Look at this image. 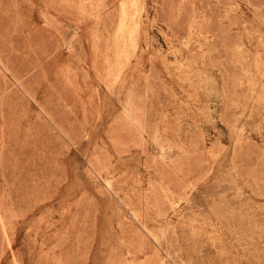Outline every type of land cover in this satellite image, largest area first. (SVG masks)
Returning <instances> with one entry per match:
<instances>
[{
	"label": "rangeland",
	"instance_id": "rangeland-1",
	"mask_svg": "<svg viewBox=\"0 0 264 264\" xmlns=\"http://www.w3.org/2000/svg\"><path fill=\"white\" fill-rule=\"evenodd\" d=\"M0 264H264V0H0Z\"/></svg>",
	"mask_w": 264,
	"mask_h": 264
},
{
	"label": "bare ground",
	"instance_id": "bare-ground-1",
	"mask_svg": "<svg viewBox=\"0 0 264 264\" xmlns=\"http://www.w3.org/2000/svg\"><path fill=\"white\" fill-rule=\"evenodd\" d=\"M193 221V220H192ZM194 222H191V224L193 225ZM193 228V227H192ZM195 228V227H194Z\"/></svg>",
	"mask_w": 264,
	"mask_h": 264
}]
</instances>
